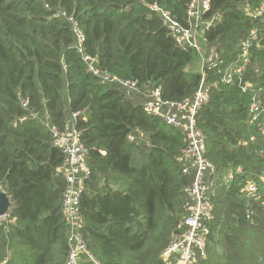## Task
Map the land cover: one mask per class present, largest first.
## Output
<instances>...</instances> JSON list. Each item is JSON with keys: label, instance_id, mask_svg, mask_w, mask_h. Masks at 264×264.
Listing matches in <instances>:
<instances>
[{"label": "trees", "instance_id": "1", "mask_svg": "<svg viewBox=\"0 0 264 264\" xmlns=\"http://www.w3.org/2000/svg\"><path fill=\"white\" fill-rule=\"evenodd\" d=\"M208 1L204 18L220 19L204 32L216 60L203 67L209 101L195 122L214 171L206 175V255L195 264H264V133L249 111L254 95L264 104V16H253L262 0ZM189 4L0 0V182L11 202L0 220V264L66 258V182L50 128H64L73 113L90 171L79 200L89 253L99 264H165L164 250L186 229L192 173L183 175L187 163L178 161L186 132L148 114L145 103L155 90L162 101L191 100L200 85L194 50L175 45L162 16L185 28ZM77 29L83 53L101 72L130 80L128 61L135 88L88 70ZM252 32L248 66L223 84ZM250 182L254 198L246 197Z\"/></svg>", "mask_w": 264, "mask_h": 264}, {"label": "built area", "instance_id": "2", "mask_svg": "<svg viewBox=\"0 0 264 264\" xmlns=\"http://www.w3.org/2000/svg\"><path fill=\"white\" fill-rule=\"evenodd\" d=\"M246 6V10H247ZM210 9L208 0H190L186 11L187 27H182L178 22L172 20L167 13L163 12L168 31L177 46H186L194 50L195 59L201 62V82L191 100L180 103L160 100L159 90L152 93L154 102L145 103V111L148 114L162 118L165 123L173 128H181L186 132L187 145L182 156L178 158L180 163L186 162L182 167V174L192 173V181L188 188L193 205L190 207V214L184 220L185 231L174 237L169 246L163 252L165 264H195L197 258L206 255V238L209 234L208 227L204 224L208 217L209 203L206 197L207 184L206 175L214 171V167L204 158V141L201 132L196 128L195 116L201 106L209 101L208 88L205 84L203 67L215 66V54L207 50L204 39V32L220 19H205L204 15ZM254 17L264 16V0L254 10ZM78 52L82 53V59L87 68L95 76H99L102 82L117 83L126 88H135V82L121 80L116 76H110L107 72H101L93 64V59L83 53L81 43L83 34L75 30ZM256 40L255 32H252L240 45V53L221 77L223 84H232L233 80L242 74L250 61L251 41ZM211 52V53H210ZM207 53V55H205ZM220 73V72H219ZM246 91V89H242ZM25 105V104H23ZM168 108L166 111L164 108ZM249 111L252 122H258L259 130L264 133V104L257 96H253ZM78 113L71 114L69 123L64 128L52 126L50 128L52 145L62 154V162L59 171L66 182L61 201V213L67 226V255L63 264H79L80 255L84 254L91 264H99L89 253L88 248L79 229L81 226L79 200L86 181L90 177V171L85 160L86 150L81 140V134L76 128ZM232 179V175L229 176ZM256 184L250 182L245 188L246 197L254 198L256 195ZM181 253L177 254L176 251ZM177 256V258H173Z\"/></svg>", "mask_w": 264, "mask_h": 264}, {"label": "water", "instance_id": "3", "mask_svg": "<svg viewBox=\"0 0 264 264\" xmlns=\"http://www.w3.org/2000/svg\"><path fill=\"white\" fill-rule=\"evenodd\" d=\"M124 66L126 67L127 73H128V78L134 82L135 79L132 75V72L130 70L128 61L125 60ZM3 181L0 182V219L3 217H6L9 214L10 207H11V202H10V197L6 194L4 189L2 188ZM177 254H180L181 251L177 250Z\"/></svg>", "mask_w": 264, "mask_h": 264}, {"label": "rangeland", "instance_id": "4", "mask_svg": "<svg viewBox=\"0 0 264 264\" xmlns=\"http://www.w3.org/2000/svg\"><path fill=\"white\" fill-rule=\"evenodd\" d=\"M205 55H207V53H205ZM93 64L95 65V60L93 61ZM200 65H201V62L200 61H194L191 65V69L194 70V71H199L200 70ZM146 98L148 99L149 98V94L146 96ZM150 101L154 102L153 99L151 98ZM0 220H5V217L1 218ZM173 258H177V256H173ZM80 259L81 261L84 263V264H91L87 258L85 257L84 254H81L80 255ZM170 264H173L172 262H170Z\"/></svg>", "mask_w": 264, "mask_h": 264}, {"label": "crops", "instance_id": "5", "mask_svg": "<svg viewBox=\"0 0 264 264\" xmlns=\"http://www.w3.org/2000/svg\"><path fill=\"white\" fill-rule=\"evenodd\" d=\"M88 260V259H87ZM79 264H84L82 261H81V259H79Z\"/></svg>", "mask_w": 264, "mask_h": 264}]
</instances>
